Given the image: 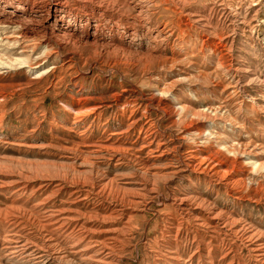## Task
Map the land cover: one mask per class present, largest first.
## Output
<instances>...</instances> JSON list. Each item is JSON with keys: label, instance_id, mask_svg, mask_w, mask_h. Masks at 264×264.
<instances>
[{"label": "rangeland", "instance_id": "obj_1", "mask_svg": "<svg viewBox=\"0 0 264 264\" xmlns=\"http://www.w3.org/2000/svg\"><path fill=\"white\" fill-rule=\"evenodd\" d=\"M92 1L0 0V264H264V0Z\"/></svg>", "mask_w": 264, "mask_h": 264}, {"label": "bare ground", "instance_id": "obj_2", "mask_svg": "<svg viewBox=\"0 0 264 264\" xmlns=\"http://www.w3.org/2000/svg\"><path fill=\"white\" fill-rule=\"evenodd\" d=\"M71 1V0H70ZM72 1H77L78 2V4L79 5H81L80 7L81 8H87V9H89V10H91L92 12H95V10L97 9V8H100L101 6V4L100 5H98L99 7H97V5H95V3L92 1V0H72ZM123 1V0H122ZM125 1V0H124ZM65 2L68 4L69 3V0H65ZM107 2V1H106ZM109 2H110V0H109ZM133 2V1H132ZM43 3V2H42ZM45 3V2H44ZM66 3H60V4H54V5H52V6H50V7H48L49 9V17H53V16H55V15H57V13L59 12V10L61 9V10H63L64 12H65V8H66ZM73 3V2H72ZM115 3H117V2H115ZM111 4V3H110ZM110 4H108V5H110ZM113 4V3H112ZM65 7L64 9H62V7L63 6ZM103 5V4H102ZM107 5V6H108ZM120 5V4H119ZM146 5V4H145ZM62 6V7H61ZM71 6V5H70ZM113 6V5H112ZM112 6H110V7H112ZM127 6H128V4H127ZM77 7V6H76ZM110 7L108 8V9H110ZM102 8V7H101ZM133 8V7H132ZM134 8L137 10V12L139 13V14H143L144 12H143V4H142V1H140L138 4H135L134 5ZM147 8V7H146ZM68 9V8H67ZM114 9V8H113ZM125 9H126V7H125ZM83 10V9H82ZM111 10V9H110ZM148 10V9H147ZM43 12V11H42ZM84 12V11H83ZM91 14V13H90ZM88 15V14H87ZM103 15V14H102ZM122 15V14H121ZM94 16V15H93ZM143 18V17H142ZM148 19V18H147ZM96 21V20H95ZM119 21V20H118ZM55 22V21H54ZM165 28V27H164ZM151 31V30H150ZM235 32V31H234ZM68 35V34H67ZM157 35V34H156ZM155 35V36H156ZM60 36V35H59ZM159 36H161V35H159ZM159 36H157V37H159ZM63 37V36H62ZM160 38V37H159ZM221 38V37H220ZM162 42V41H161ZM163 42H164V40H163ZM158 43V42H157ZM158 46V45H157ZM158 48V47H157ZM156 51V50H155ZM150 52V51H149ZM153 55V54H152ZM121 56V55H120ZM158 56V55H157ZM154 57V56H153ZM72 58V57H71ZM149 58V57H148ZM156 58H158V57H156ZM185 58V57H184ZM176 59V58H175ZM152 60V59H151ZM156 60V59H155ZM163 60V59H162ZM148 61H150V60H148ZM121 62V61H120ZM239 89V88H238ZM155 100V99H154ZM160 104H162V103H160ZM165 109V108H164ZM163 109V110H164ZM168 109V108H167ZM171 110V109H170ZM165 111V110H164ZM167 111V110H166ZM171 112V111H170ZM172 113V112H171ZM176 120V119H175ZM145 137V136H144ZM145 145V144H144ZM89 146V145H88ZM160 146V145H159ZM104 148V147H103ZM155 150V149H154ZM157 151V150H156ZM164 151V150H163ZM152 152V151H151ZM153 153V152H152ZM192 153V152H191ZM164 154V153H163ZM183 155V154H182ZM223 155V154H222ZM162 156V155H161ZM122 157V156H121ZM189 158V157H188ZM194 159V158H193ZM186 160V159H185ZM190 160V159H189ZM191 161H193V160H191ZM186 164V163H185ZM199 164H201V163H199ZM208 164V163H207ZM77 166V165H76ZM183 166V165H182ZM181 166V167H182ZM186 169L188 170V171H190L191 173H194V172H197V171H199L200 173H203V174H206V175H210V177L211 178H214V177H217L218 176V171H215L214 169H212V167H210L209 165H207V166H205V167H202V165H200V166H198V165H194V163H192V162H188L186 165ZM147 168V167H146ZM185 169V170H186ZM184 170V169H183ZM145 171V170H144ZM148 172V171H147ZM146 172V173H147ZM150 172V171H149ZM160 172H162L161 170L160 171H154L151 175H152V177L153 178H160V177H162V176H160V175H162ZM183 172V171H182ZM178 174V173H177ZM199 174V173H198ZM221 176H222V174H220ZM207 176V177H208ZM221 178V177H220ZM210 179V178H209ZM219 179V178H218ZM216 181V180H215ZM224 182V181H223ZM221 183V182H220ZM240 183H241V181H240ZM217 184V183H216ZM228 184V183H227ZM228 185H230V184H228ZM227 185V186H228ZM237 185V184H236ZM24 187V186H23ZM228 188V187H227ZM226 190H228V189H226ZM183 199V198H182ZM181 199V200H182ZM191 199V198H190ZM183 200H185V199H183ZM183 200H182V202H183ZM192 200V199H191ZM195 200V199H194ZM187 201H188V199H187ZM191 202H193V201H191ZM196 202V201H195ZM194 203V202H193ZM191 204V203H190ZM201 204V203H200ZM192 205V204H191ZM202 205V204H201ZM205 205V204H204ZM210 205V204H209ZM187 206H189V205H187ZM199 206V205H198ZM206 207V206H205ZM212 207V206H211ZM211 207H210V209H211ZM191 208V207H190ZM204 208V207H203ZM202 208V209H203ZM177 209V208H176ZM215 209V208H214ZM217 209V208H216ZM184 211V210H183ZM211 211V210H210ZM209 210H208V212H210ZM206 212V211H205ZM221 212V211H220ZM216 213V211H212V213H211V216H212V219L211 220H219V222L218 221H216L218 224H222L223 223V220H221L220 218H221V214L220 213H217V214H215ZM48 214V213H47ZM188 214V213H187ZM187 214H186V216H187ZM190 214V213H189ZM210 214V213H209ZM215 214V215H214ZM52 215V214H51ZM194 215V214H193ZM97 216V215H96ZM217 217V218H216ZM49 218H50V216H49ZM211 218V217H210ZM226 218V217H225ZM229 218V217H228ZM60 219V218H59ZM223 219V218H222ZM225 221V220H224ZM58 222V221H57ZM65 222V221H64ZM229 222V221H228ZM54 224V223H53ZM225 224V223H224ZM228 224V223H227ZM47 225V224H46ZM223 225V224H222ZM49 226V225H48ZM51 226V225H50ZM60 227V226H59ZM248 227V226H247ZM176 229V228H175ZM209 229V228H208ZM246 229V228H245ZM239 230V229H238ZM241 230V229H240ZM237 231V230H236ZM55 233V232H54ZM250 232H246V231H243V234L244 235H250L249 234ZM225 234V233H224ZM238 234V233H237ZM260 236V235H259ZM84 237V236H83ZM246 237V236H245ZM258 237V236H257ZM250 239V238H249ZM254 241V240H253ZM262 241V240H261ZM193 242V241H192ZM262 243V242H261ZM109 244V243H108ZM22 246V245H21ZM46 246V245H45ZM261 248H263V247H261ZM22 250V249H21ZM264 250V249H263ZM86 251V250H85ZM257 257V256H256ZM263 260V259H262Z\"/></svg>", "mask_w": 264, "mask_h": 264}]
</instances>
